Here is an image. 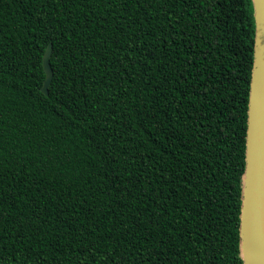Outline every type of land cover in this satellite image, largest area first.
I'll return each mask as SVG.
<instances>
[{"label": "trees", "instance_id": "trees-1", "mask_svg": "<svg viewBox=\"0 0 264 264\" xmlns=\"http://www.w3.org/2000/svg\"><path fill=\"white\" fill-rule=\"evenodd\" d=\"M254 38L252 0H0V264H244Z\"/></svg>", "mask_w": 264, "mask_h": 264}, {"label": "water", "instance_id": "water-1", "mask_svg": "<svg viewBox=\"0 0 264 264\" xmlns=\"http://www.w3.org/2000/svg\"><path fill=\"white\" fill-rule=\"evenodd\" d=\"M254 7V58L250 83L239 237L244 264H264V0ZM52 45L48 43L42 66L45 77L40 90L48 94L53 78Z\"/></svg>", "mask_w": 264, "mask_h": 264}]
</instances>
